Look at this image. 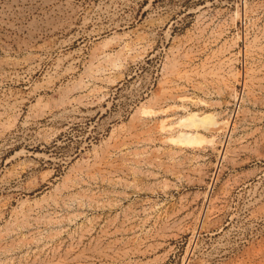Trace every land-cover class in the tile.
I'll list each match as a JSON object with an SVG mask.
<instances>
[{"label":"rangeland","instance_id":"1","mask_svg":"<svg viewBox=\"0 0 264 264\" xmlns=\"http://www.w3.org/2000/svg\"><path fill=\"white\" fill-rule=\"evenodd\" d=\"M264 0H0V264H264Z\"/></svg>","mask_w":264,"mask_h":264},{"label":"bare ground","instance_id":"2","mask_svg":"<svg viewBox=\"0 0 264 264\" xmlns=\"http://www.w3.org/2000/svg\"><path fill=\"white\" fill-rule=\"evenodd\" d=\"M262 254H264V251L262 252Z\"/></svg>","mask_w":264,"mask_h":264}]
</instances>
